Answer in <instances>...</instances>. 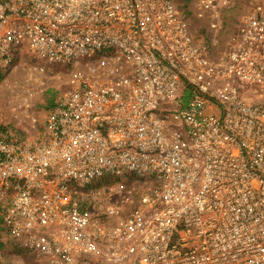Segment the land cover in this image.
Listing matches in <instances>:
<instances>
[{"label":"built area","instance_id":"1","mask_svg":"<svg viewBox=\"0 0 264 264\" xmlns=\"http://www.w3.org/2000/svg\"><path fill=\"white\" fill-rule=\"evenodd\" d=\"M216 43L174 0H0V69L26 52L113 76L63 92L38 141L0 137L8 234L47 264H264V15ZM125 172L147 186L130 208L78 201Z\"/></svg>","mask_w":264,"mask_h":264},{"label":"rangeland","instance_id":"2","mask_svg":"<svg viewBox=\"0 0 264 264\" xmlns=\"http://www.w3.org/2000/svg\"><path fill=\"white\" fill-rule=\"evenodd\" d=\"M178 10L188 21L194 39L211 44L215 55L224 51V45L236 21L247 10L264 15V0H221L212 19L210 11L199 17L202 8L198 0H174ZM219 54V55H218ZM110 65L102 58L78 61L73 66L49 63L24 52L8 69H0V137L19 144L38 141L44 132V123L54 101L67 90L83 81L105 83L112 79ZM135 176L114 180L104 176L78 201L93 207L98 213L107 202H119L123 209L133 206L135 199L147 186ZM121 189V196L116 191ZM0 264H47L15 241L0 218Z\"/></svg>","mask_w":264,"mask_h":264},{"label":"trees","instance_id":"3","mask_svg":"<svg viewBox=\"0 0 264 264\" xmlns=\"http://www.w3.org/2000/svg\"><path fill=\"white\" fill-rule=\"evenodd\" d=\"M233 28H234V26H233ZM233 28H232V29H233Z\"/></svg>","mask_w":264,"mask_h":264}]
</instances>
